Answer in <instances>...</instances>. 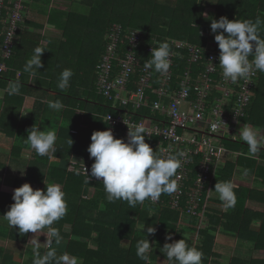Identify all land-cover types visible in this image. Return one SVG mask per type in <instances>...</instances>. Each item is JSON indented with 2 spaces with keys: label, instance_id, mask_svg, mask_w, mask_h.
<instances>
[{
  "label": "trees",
  "instance_id": "obj_1",
  "mask_svg": "<svg viewBox=\"0 0 264 264\" xmlns=\"http://www.w3.org/2000/svg\"><path fill=\"white\" fill-rule=\"evenodd\" d=\"M52 1L21 0L24 6L21 25L27 18L29 8L32 7L33 10L44 14L47 23L52 25L61 36L47 37L45 44L41 43L40 37L37 39L33 37L32 42L36 47L48 48L41 57L43 67L36 71L35 85L40 88L48 82L52 89L48 91L53 92L55 99L62 101L65 108L56 112L43 101L41 103L43 107L35 108L31 118L19 119L18 106H23L25 95L20 92L19 95L9 96L5 92L0 96V124L6 122L9 125L11 121L16 123L14 127L17 128L18 136L15 148L19 151L23 148L30 149V145L26 144L25 140L28 130L33 126L45 132L55 131L57 134V151L51 155V158L36 155L44 167L36 177V182L42 184L43 190H46L45 183L59 184L66 194L67 214L53 225L60 231L63 239L67 240L63 246H53L57 254L67 253L69 256L78 257L82 264H146L137 257L136 245L139 240L147 237L152 245L147 264H169L168 258L160 249L165 243L185 238L190 247H196L204 253L202 264H211L215 256H223L216 249L219 231L228 237L227 240L238 239L241 243L252 244L254 251L264 250V150L255 158H246L244 156L248 152V146L238 137L225 135L214 139L231 151V154H236L237 161H230L232 158L225 159L216 168L210 184L202 191L199 211H203L204 218L181 212L189 201L187 191L192 186L197 173L199 154L193 156L188 180L177 208L170 205L168 194H162L157 203L145 200L135 209L129 208L126 201L109 202L101 181L91 179L90 184L84 183L86 174L81 170L80 162L74 169H69V166L65 165L74 155L90 158L87 149L91 143V135L96 130H106L107 123L104 121V116L107 113L124 112L136 120L145 116L152 118L159 116V113L152 112L149 106L135 108L131 104L124 105L97 91L102 57L111 27L115 23L123 26L119 45L120 57L127 48L128 36L131 32L139 29L143 31V41L138 47L140 63L143 65L151 59L150 49L158 46L157 41H168L171 51L173 48L176 49L173 41H188L206 46L209 41L207 34L211 32V20H218L222 16H227L229 20L247 18L255 21L259 18L262 21L260 35L264 38V0H212V2L211 0H70L73 5L67 9L50 7ZM6 3L11 6L9 0ZM48 6L50 8H47ZM4 13L7 15V10L3 11V16ZM4 39V27L0 22V49L3 47ZM20 46L21 42L18 43L16 38L12 46V54L6 60L8 68L0 72L1 90L5 80L9 83L14 79L13 72L19 66L18 57H24L21 54H26L27 61L33 55L35 47L28 50L27 45L19 49ZM177 53L172 66V88L178 87L181 76L189 66L186 53L183 50H178ZM206 60L204 56L198 63L191 65L194 78H198V75L205 70ZM118 63L115 61V75L121 69ZM24 65L22 75L28 74L29 77L30 74L24 71ZM65 68L71 69L74 75L68 90L61 92L57 84L59 75ZM220 70L221 67L218 73ZM141 71V67H137L132 74L130 88H135ZM154 75L157 83L160 73L154 71ZM27 80L22 79L24 85L27 84ZM239 83L240 81L235 85L236 89L239 88ZM191 91L194 96L195 86L191 87ZM253 92L255 95L252 96L240 123L259 128L264 135V73L258 71ZM221 95V89H213L209 105L212 106L215 99ZM155 98V94L149 91L150 103ZM231 98V105H235L234 93ZM115 138H120L119 134ZM70 140L73 141L72 145L69 143ZM145 140H147L146 136ZM156 151L159 153V150ZM179 151L182 149L177 152ZM93 163L94 160L90 165ZM236 165L242 172L247 169L248 174L254 175L255 186L233 183ZM77 171L79 175L76 174ZM27 177L28 175H26L27 180L32 178ZM22 181L23 179L18 180L20 184ZM223 181L233 183L237 196L235 208L228 211H224L219 194L214 190L215 184ZM12 195L10 194L9 199L3 201V205L6 206L0 208L3 214L14 203ZM184 218L189 220L186 222ZM149 225L157 229L154 235L147 234ZM169 234L172 239L166 240ZM5 235L10 241L25 245L31 232L21 236L18 228L14 227L9 228ZM0 254L1 264H33L32 246H23L19 253L1 247ZM25 256H28V260ZM227 264H264V256L233 255L229 257Z\"/></svg>",
  "mask_w": 264,
  "mask_h": 264
},
{
  "label": "clouds",
  "instance_id": "obj_2",
  "mask_svg": "<svg viewBox=\"0 0 264 264\" xmlns=\"http://www.w3.org/2000/svg\"><path fill=\"white\" fill-rule=\"evenodd\" d=\"M261 24L259 18L255 21L247 18L229 20L227 16H222L218 20H211L210 29L218 45L219 65L226 81L236 83L239 79H245L249 82L250 77L257 71L264 73V38L260 35ZM156 43L158 46L152 47L151 59L144 66L166 75L171 67V45L168 41ZM45 49L48 48H34L33 55L24 65L25 72L35 76L36 71L43 67L41 57ZM73 75V71L68 68L60 73L57 87L61 92L68 90ZM22 86L19 80L9 81L5 91L9 96L19 95ZM47 105L56 112L65 108L60 100H48ZM27 112L20 113L24 115ZM210 131L215 134L217 125L213 124ZM145 136L150 135L143 123L129 127L126 141L123 138H115L111 129L94 131L87 149L89 157L94 158V163L90 171L86 172L84 183L90 184L91 179L101 181L109 202L126 201L132 209L138 204L142 205L145 200L156 203L162 194L176 193L179 190L177 170L182 167L186 153L179 151L162 158L161 154L146 142ZM57 139L55 131L45 132L33 126L28 130L25 143L30 145L37 155L51 158L57 151ZM239 139L248 146V158H255L264 150V135L259 128L243 124L239 129ZM69 143L72 145L73 141L70 140ZM21 172L23 174V170ZM76 174L79 175V171ZM244 175H247V169L244 170ZM45 184L46 190L34 189L28 182L15 188L12 195L14 203L2 215V219L11 229L18 228L21 236L30 232L35 234L30 240L33 264H82L78 257L69 256L67 253L58 255L53 247L54 244L59 245L63 239L60 231L53 225L67 214L68 208L62 187L56 183ZM214 190L219 194L224 211L235 208L237 196L231 181L217 182ZM144 228L145 225L142 231ZM156 230L154 226L149 225L147 234L154 235ZM38 233L46 235V242L43 243L46 251L43 255L40 252L42 243L37 238ZM171 239L169 234L166 240ZM151 250L152 245L147 237L137 242L136 255L146 264L150 259ZM160 251L166 255L169 264H202L204 256L201 250L190 247L185 238L165 243Z\"/></svg>",
  "mask_w": 264,
  "mask_h": 264
},
{
  "label": "built area",
  "instance_id": "obj_3",
  "mask_svg": "<svg viewBox=\"0 0 264 264\" xmlns=\"http://www.w3.org/2000/svg\"><path fill=\"white\" fill-rule=\"evenodd\" d=\"M0 0V22L4 27V44L0 49V72L7 70L6 60L12 54V46L21 29V23L24 14V6L21 0ZM7 10V15L3 16V11ZM123 33V26L115 23L111 27V32L108 35V43L101 62V77L99 88L101 93L110 98L119 100L122 104H131L135 108L142 106H150L152 111L161 114L162 119L157 122L151 120L139 119L136 120L127 114H108L107 120L109 128L114 137L120 135L125 141L129 127L143 123L150 136L147 137V143L153 150H159L162 158L168 154H174L176 147L181 143H188L187 150L184 151L186 156L183 158V164L178 169V184L179 190L172 194V204L177 206L180 197V190L184 179L190 172V163L192 153H202V160L199 164L198 174L196 176L191 195V205L188 208V213L196 214L199 202L201 199V191L214 176L215 169L221 162L226 149L220 145L214 144L211 139L203 136L201 139L196 136H186L185 133H180V129L184 131L192 127H197L205 131H210L213 124L217 125V132L238 131L240 119L245 115L246 107L248 106L253 92V87L256 85L258 71L250 77V80L239 79V88L236 89V83L230 80H225L222 76V69L219 71V50L217 42L214 40V34H207L209 41L206 46H200L188 41H173L176 49L171 51V67L166 75L157 77L158 85H154L155 75L154 68H145V63L141 65L140 54L138 47L143 41V31L133 30L128 36L127 48L123 52V56L119 55V45ZM152 50V47L151 49ZM178 50H183L189 62L184 75L181 76L178 82V87L172 88L174 56ZM206 56L205 70L199 74L198 78L193 77V69L191 65L198 63ZM115 61H118L121 69L117 72L116 81L111 80V74L115 72ZM137 67H141L140 81L138 88L129 92L128 95L121 94V91L126 89V84L131 79L132 74ZM195 86V95L191 91V87ZM156 95V99L149 103L148 90ZM213 89H221L222 95L215 99L211 106L209 98ZM118 90V92H116ZM116 92V93H115ZM234 93L235 105H231L232 94ZM110 117V118H109ZM127 124H126V123ZM129 126V127H128ZM154 139V141H153ZM157 139V141H155ZM191 145H194L193 148ZM78 164L77 161L72 162L71 167L74 168ZM81 170L86 173L90 171L88 163H80Z\"/></svg>",
  "mask_w": 264,
  "mask_h": 264
},
{
  "label": "crops",
  "instance_id": "obj_4",
  "mask_svg": "<svg viewBox=\"0 0 264 264\" xmlns=\"http://www.w3.org/2000/svg\"><path fill=\"white\" fill-rule=\"evenodd\" d=\"M72 4V1L70 0H53L50 7H61L63 9L69 8ZM49 6L47 8H50ZM40 10V9H39ZM36 37L41 38V43L45 44L47 42V37L52 38H59L61 37L59 33L56 32L55 28L47 23V18L42 15L41 12L38 10H33L32 7L29 8L27 18L25 19V22L21 26V30L18 34V43L21 42V46L19 47H25L27 45L28 50L29 48H32L33 40L32 38ZM23 43V44H22ZM34 46V45H33ZM36 47V45L34 46ZM33 47V48H34ZM32 48V49H33ZM31 49V50H32ZM24 57H18V66L16 70L13 72L14 79L11 81H15L17 78L19 81L22 82L23 86L20 89V92L25 95V102L23 106H18L19 109V119L23 118H31L32 113L34 112L35 108H39L42 106V101L46 102L48 100L56 101L54 97V93L48 90H52L49 87V83H44L45 85L40 86V88L35 85L36 75L31 76L28 74L23 73V65L26 61V54H21ZM19 55V56H21ZM50 78V76H48ZM22 79H28L27 84L24 85V82ZM8 83L4 82L3 90L0 89V96H3L6 92L5 89L7 88ZM43 107V106H42ZM30 110V111H29ZM28 111V112H27ZM20 112H27L24 115H21ZM14 124L12 121L8 125L6 122L3 124H0V208H6L5 205H3V201H6L9 199V195L13 194V190L17 187H20L25 182H28L31 184V186L36 189L40 188L43 189L42 184L37 183L36 177L39 176V174L42 172L41 170V161L37 159V154L34 150L23 148L20 151L15 148L17 144V128L14 127ZM35 152V153H34ZM34 154V156H33ZM86 159H89L90 161H93L94 158H85L82 156H72L70 160L65 163L68 166L74 162H85ZM64 166V164H62ZM19 168V169H17ZM23 170V174L21 170ZM26 175L30 178V180L26 179ZM27 177V178H28ZM23 179V181L18 182V180ZM19 183L20 185H17ZM91 191V189H90ZM2 215H4L2 212H0V248L4 247V249H12L15 251L16 247L12 248V246H32L30 240L35 236L34 233H31V236L28 240L27 244H19L10 241L9 238L6 237L5 233L9 230V226L5 220L2 219ZM8 228V229H7ZM39 235V233L37 234ZM38 240L40 243L46 242V235L44 233H41L38 237ZM227 236H225L222 231H219L218 233V240L217 245L221 242L227 241ZM41 239V241H40ZM225 239V240H224ZM238 240V239H235ZM234 240V241H235ZM233 241V240H232ZM67 240L62 239L61 243L59 245H53V246H63V243H66ZM239 245L250 247L252 244H244V243H237ZM6 246V247H5ZM260 252V253H259ZM245 255H254V256H264V250L260 249L258 251H254V249H251L250 253H246ZM232 256V255H231ZM218 258V262H220L221 257L215 256ZM230 257V256H229ZM27 259V256H25ZM2 262V256L0 254V264Z\"/></svg>",
  "mask_w": 264,
  "mask_h": 264
},
{
  "label": "bare ground",
  "instance_id": "obj_5",
  "mask_svg": "<svg viewBox=\"0 0 264 264\" xmlns=\"http://www.w3.org/2000/svg\"><path fill=\"white\" fill-rule=\"evenodd\" d=\"M100 77H101V69H99V75H98V79H97V91H98V93L99 94H102L101 93V91H100V88H99V81H100ZM116 79H117V75H115L114 73L113 74H111V80L112 81H116ZM139 81H140V79H138L137 80V83H136V86H135V88H130V83H131V79H129L128 80V82H127V84H126V89H124V90H122L121 91V94H123V95H128L129 94V92H133V91H135L137 88H138V86H139ZM154 85L156 86V85H158V82L156 83V82H154ZM149 91H151V93H152V90L151 89H149L148 90V95H149ZM116 92H118V90H116ZM115 92V93H116ZM154 94V93H153ZM103 95V94H102ZM255 95V94H254ZM104 96V95H103ZM156 96V95H155ZM253 96V95H252ZM106 97V96H105ZM108 98V97H107ZM252 98V97H251ZM110 99V98H109ZM156 99V98H155ZM154 99V100H155ZM115 100V99H114ZM153 100V101H154ZM116 101H118V102H120L119 100H116ZM152 101V102H153ZM151 102V103H152ZM149 103H150V101H149ZM250 103H251V99H250V102H249V104H248V106L250 105ZM248 106L246 107V109L248 108ZM143 107V106H142ZM150 107V106H149ZM150 110L152 111V109H151V107H150ZM152 112H156V111H152ZM120 113H122V114H127V113H124V112H120ZM120 113H118V114H120ZM158 113V112H157ZM108 114H110V112L109 113H107L105 116H104V121L107 123V128H106V130H108V128H109V122H108V120H107V115ZM112 114V113H111ZM245 114H246V112H245ZM113 115H117V114H113ZM128 115V114H127ZM140 119H146V120H151L152 122H157V121H159V120H161L162 119V116H161V114L159 113V116H158V118H152V117H150V116H145V117H143V118H140ZM241 120V119H240ZM239 124H241L240 122H239ZM180 131V133H185L186 134V136H196L197 138H202L203 136H205V137H207V138H209V139H211L212 140V142L214 143V144H217V145H220V146H222V147H224L222 144H219V143H215V141H214V139H215V137H217V136H225V135H228V136H232V135H229V134H227V132L226 131H220V132H216L215 134H213V133H211V132H209V131H205V130H202V129H200V128H197V127H192V128H190L189 130H186V131H184L183 129H180L179 130ZM116 136H118L117 134H116ZM115 136V137H116ZM120 136V135H119ZM234 137V136H233ZM120 138H121V136H120ZM147 138V137H146ZM236 138V137H235ZM154 141V140H153ZM155 141H157V139H155ZM146 142H147V140H146ZM187 144L188 143H181V144H179V146L178 147H176V150L174 151V154H176L177 153V151L179 150V149H182V151H186L187 150V148H188V146H187ZM193 148H195V146L194 145H191ZM225 148V147H224ZM226 149V152H225V154H224V156H223V158H222V160H221V162L219 163V165L222 163V162H224L225 161V159H226V157H227V155L228 154H231L232 152L231 151H229L227 148H225ZM196 154H199L200 155V161H199V163H198V167H197V173H196V176H197V174H198V168H199V164H200V162H201V160H202V153H192L191 155H190V157L193 159V156L194 155H196ZM80 163H88L89 164V168L91 169V163H92V161H90L89 159H86L85 160V162H80ZM72 164V163H71ZM71 164L69 165V169H74V168H72L71 167ZM80 165V164H79ZM190 165H191V163H190ZM218 165V166H219ZM190 167V166H189ZM216 170V169H215ZM178 171V170H177ZM215 173V172H214ZM86 174V173H85ZM188 176H189V174H188ZM188 176L184 179V184H182V186H181V190H180V197H179V199H178V201H179V203H178V205L177 206H173V204H172V195H170L169 196V202H170V205L173 207V208H177L178 206H179V204H180V199H181V197H182V195H183V190H184V187H185V185H186V181L188 180ZM196 176H195V178H194V181H193V184H192V186L190 187V189L187 191V194H188V197H189V201H188V204H187V206L186 207H184L183 209H182V213L183 214H187V215H200L201 216V218H202V216H203V211H199V207H200V202H199V206H198V208H197V212H196V214H192V213H188V208H189V206L191 205V201H190V198H191V195L189 194L191 191H192V188H193V185H194V182H195V179H196ZM176 177H174V179H175ZM210 182H211V180H210ZM210 182L208 183V184H210ZM207 184V185H208ZM207 185H206V187H207ZM206 187H205V189H206ZM205 189H203V191L205 190ZM201 193H202V191H201ZM201 196H202V194H201ZM161 198V197H160ZM160 198H159V200H160ZM157 203V202H156Z\"/></svg>",
  "mask_w": 264,
  "mask_h": 264
},
{
  "label": "rangeland",
  "instance_id": "obj_6",
  "mask_svg": "<svg viewBox=\"0 0 264 264\" xmlns=\"http://www.w3.org/2000/svg\"><path fill=\"white\" fill-rule=\"evenodd\" d=\"M14 1H19V0H14ZM64 123H65V121H64ZM242 126H243L242 124H239L238 125V131H235V132L234 131L233 132L226 131V132L229 135H232L234 137H238L239 138V129ZM214 141H215V143H218L217 140H214ZM235 156H236V154H228L227 157H226V159H231L232 158L230 161L236 162L237 161V158H235ZM244 157L247 158V155H245ZM245 161H247V160H245ZM41 170L42 171L44 170L43 164H41ZM234 174L235 175H234L233 183H239V184L240 183H243V184H248V185L255 186V177H254V175L248 174V173H247V175H244V172H242V170L239 169V166H237V165H236V169H235V173ZM202 218H204V215L202 216ZM188 220L189 219L184 218V221L187 222ZM7 238H9V237H7ZM232 240L231 241L230 240H227V241H225L223 243L220 242L218 244V246L216 247V249L218 251H220L223 254V256L221 257L220 262H218V258L217 257H214L213 260H212V262H211V264H227L228 261H229V256H231V255L232 256L233 255H245L246 253H250L251 252V249L254 248L253 246H250V247H242L243 245L237 244V243H240L241 240H235V239H232ZM40 241H41V239H40ZM19 244L21 245V243H19ZM14 247H16V249L14 251L15 253H19L20 250L23 248V246H12V248H14ZM40 252H41L42 255L45 252V246H44L43 243L41 244ZM27 260H28V256H27Z\"/></svg>",
  "mask_w": 264,
  "mask_h": 264
}]
</instances>
